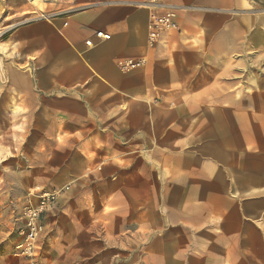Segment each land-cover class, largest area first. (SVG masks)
<instances>
[{
	"label": "rangeland",
	"instance_id": "rangeland-1",
	"mask_svg": "<svg viewBox=\"0 0 264 264\" xmlns=\"http://www.w3.org/2000/svg\"><path fill=\"white\" fill-rule=\"evenodd\" d=\"M76 6L78 12L89 4ZM6 7L0 9V264H32L16 249L22 211L39 201V192L55 190L60 193L56 208L45 214L39 239L48 257L43 264H264L263 218L247 219L236 236L222 219L207 221L199 196L192 195V177L183 186L187 211L179 212L181 195L175 191L183 166L178 162L192 151L200 121L199 115L179 116L172 133L169 109L177 103L168 90L152 84L144 97L121 101L122 114L25 113L9 90L6 64L19 71L25 66L8 40L11 28H4L32 22L40 11L13 15ZM228 11L224 26L205 29L201 42L179 53L193 62L188 68L193 74L240 80L215 86L264 93V25L259 22L264 2ZM136 107L144 115L132 114ZM126 194L130 205L138 201V210L130 207L126 215L106 204ZM124 218L134 222L121 233ZM136 220L139 238L131 233Z\"/></svg>",
	"mask_w": 264,
	"mask_h": 264
},
{
	"label": "crops",
	"instance_id": "crops-1",
	"mask_svg": "<svg viewBox=\"0 0 264 264\" xmlns=\"http://www.w3.org/2000/svg\"><path fill=\"white\" fill-rule=\"evenodd\" d=\"M26 1L0 0V9L7 6L13 15L33 13L34 6ZM143 1L76 0L75 4H89L88 8L53 19L37 14L30 17H37L32 22L7 25L6 29L11 28L8 40L21 52L16 59L25 66L19 71L11 62L6 64L9 90L16 94L25 113L45 115L83 110L122 114L120 102L144 97L152 84L168 90L169 99L177 103L174 110L169 109L174 116L170 119L172 133L178 130L179 116L199 115L200 121L199 132L192 136V151L178 162L183 166L181 185L175 191L181 195L179 212L187 211L188 191L184 192L183 186L192 177V195L199 196L206 220L222 219L236 236L234 233L240 234L241 227L247 226V219H264V93L215 86L240 80L234 75L193 74L188 71L193 62L179 52L192 50L191 42H201L205 29L224 26L228 10L264 0H172L178 29L163 33L153 49L146 44L148 11L140 6ZM261 14L259 22L264 25ZM97 30L110 34V39L99 41ZM89 39L96 43L94 47H87ZM142 57L148 60L144 67L130 73L121 71L123 60ZM193 83L200 84L194 87L195 93ZM198 98L199 104L192 106V100ZM131 113L144 115L138 107ZM189 128L185 125L184 132ZM177 141L176 134V145ZM106 204L126 211V215L130 207L138 210V201L132 200L130 205L127 194ZM45 219L44 215V224ZM122 221L121 233L128 232L134 221ZM136 224L131 233L139 238L138 220ZM121 238L123 242L128 236ZM44 252L39 242L35 264L48 259Z\"/></svg>",
	"mask_w": 264,
	"mask_h": 264
},
{
	"label": "built area",
	"instance_id": "built-area-1",
	"mask_svg": "<svg viewBox=\"0 0 264 264\" xmlns=\"http://www.w3.org/2000/svg\"><path fill=\"white\" fill-rule=\"evenodd\" d=\"M32 3L43 4L39 14L43 19H53L60 16H68L77 10L76 0H28ZM52 6V8H50ZM140 6L148 11L147 39L148 48H154L165 32L178 29L177 11L172 0H144ZM37 18V17H36ZM95 36L99 41L110 39V34L103 30H97ZM87 47L96 45L92 40H86ZM147 59L129 58L121 63V69L130 71L145 65ZM59 191L39 192L36 196L37 203L26 205L22 211L21 224L18 228L19 241L16 249L19 256L26 258L32 264L36 263L39 239L44 228L43 217L47 212L56 208Z\"/></svg>",
	"mask_w": 264,
	"mask_h": 264
},
{
	"label": "bare ground",
	"instance_id": "bare-ground-1",
	"mask_svg": "<svg viewBox=\"0 0 264 264\" xmlns=\"http://www.w3.org/2000/svg\"><path fill=\"white\" fill-rule=\"evenodd\" d=\"M26 2H28L29 4H31L32 6H34V8H40V7H43V4H41V3H38V4H35V3H30L29 1H26ZM42 9V8H41ZM37 10H39V9H37ZM4 29H6V27L4 28ZM1 44V43H0ZM3 47V46H2Z\"/></svg>",
	"mask_w": 264,
	"mask_h": 264
}]
</instances>
